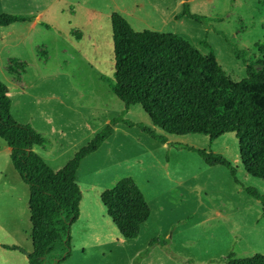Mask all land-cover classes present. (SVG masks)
<instances>
[{
	"label": "rangeland",
	"instance_id": "rangeland-1",
	"mask_svg": "<svg viewBox=\"0 0 264 264\" xmlns=\"http://www.w3.org/2000/svg\"><path fill=\"white\" fill-rule=\"evenodd\" d=\"M48 1L43 0L42 7ZM68 2L73 5H66L50 21L53 28L39 25L29 31V58L34 63L28 69L18 63L12 69L0 66L15 119L47 134L39 132L49 144L36 149L55 170L63 168L75 149L87 145L125 109L111 88L113 12H119L135 30L174 33L203 54L211 46L234 81L247 75V64L263 66L257 50L264 43L262 0H189L190 11L203 20L176 18L184 10L183 0ZM83 25L90 27L84 44L76 33L70 34L71 28ZM22 72L24 91L16 81ZM124 117L153 127L140 104L131 106ZM117 126L111 142L95 156L99 160L77 179L83 192L81 213L71 230L72 255L63 264H224L231 253L237 258L264 254L263 206L245 190L255 188L264 194V180L247 172L235 133L214 141L198 133L171 134L168 145L138 126ZM171 143L223 154L237 168L241 184L227 167L210 166L196 151ZM8 149L0 138V264H29L21 255L33 248L30 191ZM127 176L136 180L152 210L134 239L120 235L101 202L102 192ZM5 244L17 245L23 252L4 248Z\"/></svg>",
	"mask_w": 264,
	"mask_h": 264
},
{
	"label": "trees",
	"instance_id": "trees-1",
	"mask_svg": "<svg viewBox=\"0 0 264 264\" xmlns=\"http://www.w3.org/2000/svg\"><path fill=\"white\" fill-rule=\"evenodd\" d=\"M189 3L185 0L184 10L176 18L189 16L203 20L204 17L190 11ZM33 19L29 14L4 12L0 14V27ZM111 23L115 61L111 88L125 109L79 148L60 170L53 169L35 151V147L45 146L47 140L32 124L15 119L9 86L0 79V138L11 148L12 164L30 191L33 249L28 256L29 264H63L71 257V230L79 219L83 198L77 171L83 159L109 140L119 123L138 126L162 143H167L171 134L198 133L214 141L226 133H235L247 172L264 180V43L257 46L263 66L257 69L247 64V75L234 81L206 41L210 51L203 54L174 33L135 30L119 12L112 13ZM235 52L240 58V51ZM136 104L149 115L153 127L124 117ZM171 144L196 151L210 166L227 167L235 182L241 184L237 168L223 154ZM245 190L261 201L264 215V194L255 188ZM101 202L125 239L137 238L152 213L144 193L131 176L104 190ZM3 247L22 250L17 245ZM224 264H264V254L237 258L231 253Z\"/></svg>",
	"mask_w": 264,
	"mask_h": 264
},
{
	"label": "crops",
	"instance_id": "crops-1",
	"mask_svg": "<svg viewBox=\"0 0 264 264\" xmlns=\"http://www.w3.org/2000/svg\"><path fill=\"white\" fill-rule=\"evenodd\" d=\"M68 1L71 0H49L45 5L42 7L41 4H43V0H0V14L7 12V13H20V14H29L33 15L34 19L32 21H25V22H15L13 24H10L8 26L0 27V66L7 67L10 69L11 66H14L15 63L24 65V69H28L29 66L34 63V59L29 58V31L31 33L32 30L37 29L39 25L46 26L47 29H51L54 27V25L50 22L54 19H56L59 16V12L65 11L66 5H73L72 3H69ZM189 1V0H188ZM185 0H183V3ZM59 6L62 7L61 11L59 10ZM74 6H71L72 13H75ZM49 25V26H47ZM92 26L91 24H88ZM88 25H83L81 28H71L70 34L76 33L78 39L80 42L83 41V44L85 43L83 36L85 35V31L90 28ZM88 31V30H87ZM90 45H92V41L90 42ZM42 48V47H40ZM83 51V50H81ZM84 52V51H83ZM82 53V52H81ZM22 74L16 78V81L18 83H21L23 86V91L27 87V84L24 83V75ZM10 91V89H9ZM61 103H65L64 100L60 99ZM13 103V100H12ZM13 114V113H12ZM14 116V115H13ZM83 121L85 118H83ZM118 125V124H117ZM35 128V127H34ZM119 130L118 126L115 129V133L107 140L96 152L93 154L87 156L85 159H83L78 171H77V179L80 176H83V173H85V170L91 169L92 165L95 161L99 160L95 156L102 152L104 148H106L111 142L110 140L114 135H116L117 131ZM43 136H46L47 134L41 130H38ZM126 133V131H124ZM62 135H64V132H62ZM92 137V135H91ZM93 138V137H92ZM47 140V139H46ZM171 137L169 136V141L165 144H168L171 142ZM49 144V141L47 140V144L45 146H38L46 148V146ZM9 147V146H8ZM10 153L11 148L9 147ZM79 149H75L74 153H76ZM35 151L37 152V149L35 147ZM38 153V152H37ZM88 167V168H87ZM91 185H89L90 187ZM83 199V198H82ZM81 213V211H80ZM80 217V216H79ZM3 246V245H2ZM33 249V248H32ZM19 252H23L22 250H18ZM32 252V250H31ZM21 254V253H19ZM20 256V255H16ZM28 260L27 255H21ZM27 256V257H26ZM29 263V262H28Z\"/></svg>",
	"mask_w": 264,
	"mask_h": 264
},
{
	"label": "water",
	"instance_id": "water-1",
	"mask_svg": "<svg viewBox=\"0 0 264 264\" xmlns=\"http://www.w3.org/2000/svg\"><path fill=\"white\" fill-rule=\"evenodd\" d=\"M23 251L26 253L27 256H29L31 254V251H25V250H23Z\"/></svg>",
	"mask_w": 264,
	"mask_h": 264
}]
</instances>
